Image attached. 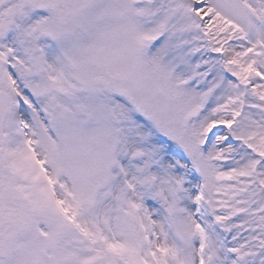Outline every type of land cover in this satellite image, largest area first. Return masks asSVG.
Returning a JSON list of instances; mask_svg holds the SVG:
<instances>
[{
  "label": "snow or ice",
  "instance_id": "6c2138e0",
  "mask_svg": "<svg viewBox=\"0 0 264 264\" xmlns=\"http://www.w3.org/2000/svg\"><path fill=\"white\" fill-rule=\"evenodd\" d=\"M0 264H264V0H0Z\"/></svg>",
  "mask_w": 264,
  "mask_h": 264
}]
</instances>
